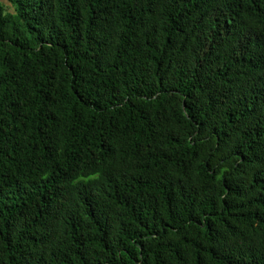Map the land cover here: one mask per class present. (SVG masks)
Returning <instances> with one entry per match:
<instances>
[{
	"label": "trees",
	"instance_id": "1",
	"mask_svg": "<svg viewBox=\"0 0 264 264\" xmlns=\"http://www.w3.org/2000/svg\"><path fill=\"white\" fill-rule=\"evenodd\" d=\"M0 264H264V0H0Z\"/></svg>",
	"mask_w": 264,
	"mask_h": 264
}]
</instances>
